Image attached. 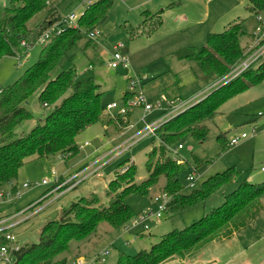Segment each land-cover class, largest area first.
Listing matches in <instances>:
<instances>
[{"label":"rangeland","instance_id":"1","mask_svg":"<svg viewBox=\"0 0 264 264\" xmlns=\"http://www.w3.org/2000/svg\"><path fill=\"white\" fill-rule=\"evenodd\" d=\"M92 1L95 0H55L57 11H54V15H48L45 10L29 22V27L35 33V26L48 17L49 20L55 15L68 18L72 13L79 17ZM10 4L11 0H0V7H8ZM251 6V0H114L113 6L97 23L101 34L94 38L93 43H86L87 36L84 34L85 38L61 60L55 73L74 66L79 78L93 77L105 91V100L117 104L116 108L104 111L106 118L111 119L115 125L105 126L99 122L82 131L76 139L79 153L74 157L67 159L64 155H53L28 158L16 180L11 184L0 185L4 192L13 193L16 186L21 193L20 197H3L0 201V220L11 218L44 196L52 185L41 186L40 182L44 178L52 179L53 172L63 177L71 170L72 173L68 174L75 176L85 168L91 169V166L99 167L103 164L100 170L102 176H90L75 189L50 205H45L54 199L55 194H52L48 201L36 207L43 208L42 211L11 228L8 233L21 245L35 243L39 240L42 226L50 220L60 219L64 209L69 208L73 202H80L83 197L91 199L95 194L99 197V202L94 203L95 207L108 206V183L118 171L131 163L136 167L135 182L147 179V154L160 143L158 139L149 136L131 145L133 138L146 124H153L163 117V109H168L167 99L198 101L215 89L214 84L219 79L206 76L199 69L198 63L178 56L206 45L209 33L222 32L236 21H242L246 27V34L240 39L242 47L252 44L260 24L256 14L251 12ZM157 12L162 14V22L155 29L154 14ZM77 22L78 19L72 23ZM121 44L123 46L116 50ZM43 48L44 45L35 43L29 45L27 51L20 50L17 56L2 57L0 88L5 89L19 80L39 60ZM115 52L127 58V71L109 66V60ZM131 81L136 82L134 87ZM126 92L133 95L124 101L122 97ZM141 92L145 93L147 103L153 109L146 112L142 107L131 108L127 115L118 118L120 110L126 106L125 102ZM26 107L32 117L15 126L18 135L28 133L45 119L49 111L39 101L37 93L30 97ZM203 123L209 128L205 140L197 141L186 134L181 141L184 147L177 151L174 147L171 151L174 158L188 162L193 168L186 170L181 177L185 193L199 188L208 177L231 167L236 171L234 181L223 184L204 204L181 214L164 211L161 218L148 220V230H144L143 224L133 227L132 221L140 214L158 211V204L153 199L162 196L164 179H161L159 185L153 187L147 196H126L125 201L135 216L123 227L117 229L107 222H101L94 232L82 240L70 241L66 251L47 259L44 264H76L79 259L85 260V264H115L120 253L134 255L141 250H148L166 232L188 226L212 207L222 204L237 183L244 180L259 183L264 180V80L228 99L219 111ZM242 133H246L248 138L237 145L228 143L232 137ZM219 135L221 139H218ZM86 142L89 144L85 145ZM98 158L101 159L96 161ZM83 162L94 164L83 165L80 170L73 171ZM192 172L195 175L194 181L189 180ZM24 183L30 186L24 188ZM260 201L262 209L257 217L234 236L231 244L227 247L208 248L199 264H264V194ZM12 221L9 220L2 227ZM105 250L108 251L105 261L93 262L95 256ZM197 252H187L184 256H175L165 262L179 264L177 261L184 258L193 260Z\"/></svg>","mask_w":264,"mask_h":264},{"label":"trees","instance_id":"2","mask_svg":"<svg viewBox=\"0 0 264 264\" xmlns=\"http://www.w3.org/2000/svg\"><path fill=\"white\" fill-rule=\"evenodd\" d=\"M54 1L11 0L10 6L0 7V59L17 56L20 50L27 51L29 45L35 44L44 31L55 24L61 29L44 45L39 60L19 80L5 89L0 88V185L16 180L28 158L74 157L79 153L76 139L82 131L99 122L114 124L104 113L108 104L105 91L93 77L79 78L74 66L55 73L61 60L85 36L86 43H93L94 39L88 36V32L95 29L114 0L90 2L76 26L67 23L65 17L55 15L51 20L48 17L37 24L34 33L29 22L45 10L48 15L55 13ZM251 2V12H264V0ZM154 15V28L157 29L161 25L162 14L157 12ZM245 34L243 22L236 21L222 32L209 33L206 45L178 57L198 63L206 76L223 77L241 60L244 48L240 39ZM263 80L264 61L239 77L216 85L206 96L163 122L152 136L160 144L147 154V179L135 182L136 167L133 163L122 168L106 187L110 199L108 206L95 207L94 203L99 202L95 194L91 199L83 197L80 202H73L64 209L60 219L50 220L42 226L37 242L20 244V248L11 255V264H44L47 259L66 251L70 241L82 240L94 232L101 222L117 229L123 227L135 216L125 201L126 196H147L161 179H164L161 191L169 198L165 209L168 213L181 214L204 204L223 184L234 181L236 171L231 167L218 172L204 180L199 188L185 193L181 177L186 170L193 168L188 162L174 158L171 151L182 144L186 134L197 141L205 140L209 128L203 121L219 111L228 99ZM35 93L49 111L45 119L28 133L18 135L15 126L32 117L26 105ZM130 95L133 94L126 92L122 98L125 101ZM117 117L120 118V114ZM218 139H221L220 135ZM161 154L163 156L157 157ZM263 194L264 180L259 183L241 181L225 196L222 204L212 207L190 225L166 232L148 250L134 255L120 253L116 264H161L175 256H184L187 252L194 254L213 242L230 238L257 217L262 209L260 198ZM4 234V231L0 233V246L8 244Z\"/></svg>","mask_w":264,"mask_h":264},{"label":"built area","instance_id":"3","mask_svg":"<svg viewBox=\"0 0 264 264\" xmlns=\"http://www.w3.org/2000/svg\"><path fill=\"white\" fill-rule=\"evenodd\" d=\"M207 2L212 0H205ZM256 19L258 20L260 26L258 27V30L256 32L255 41H253L252 44H249L244 48L243 56L241 60L234 66V68L225 76L220 77L218 81H216L215 85L229 82L240 75H242L245 71H247L249 68L257 66L259 63L264 61V12H259L256 14ZM65 21L67 23L73 24L72 22L77 20L79 17L72 13L67 17H65ZM76 26V24H73ZM61 32V29L58 26H52L51 28L44 31V33L37 39L36 43H40L41 45H45L50 41V39L58 35ZM99 31L97 29L90 30L88 32V36L92 39L98 37ZM24 43V42H23ZM123 45H119L116 47V50H118ZM109 66L114 69L122 68L124 70H128V60L126 57L121 55L118 52H115L112 57L109 60ZM140 83V80L138 79L137 84ZM136 84L135 81H131L132 87H134ZM203 98V97H202ZM201 99V98H200ZM196 102V100L194 101ZM191 100H182V99H167L168 109H163L162 105H159L161 109L164 110V115L159 119L158 121L154 122L153 124H146V126L141 129L137 135L133 138V141L131 142V145L135 144L136 142L149 137L154 136L156 133V130L160 127V125L170 119L171 117L175 116L176 114L182 112L189 106H191L194 103ZM126 106L120 110V115H127V113L130 111L131 108L135 107H142L146 112L151 111L153 109V106L147 103V97L145 93L141 92L137 94L133 99L130 98V100H127ZM117 107V104L115 102L108 103L106 106V110H112ZM248 138V135L246 133H242L241 135H237L232 137L229 140L230 145H237L240 141L245 140ZM89 143L86 142L85 145H88ZM130 146V145H129ZM184 146L182 144H179L176 147V151L178 149H182ZM103 164L99 167L91 166V169L85 168L82 171L79 172L77 175H72L66 178L58 177L55 172H53V178L52 179H43L40 182L41 186H48L52 185V187L46 192L44 196H41L37 201L31 203L30 205L24 207L17 213H15L11 218L6 220L0 221V233L2 231L5 232V238L8 242V244L0 246V264H11L12 258L11 255L13 252L17 251L20 248V244L17 243L16 238L11 234L8 233V230L11 228L19 225L20 223L26 221L30 217H32L34 214L39 213L42 211L41 207L36 208L39 203L46 202L49 200L50 196L52 194H55L54 199L49 200L45 205H50L55 200L59 199L69 191L75 189L79 184H81L83 181L87 180L90 176H99L101 177L102 174L100 170L102 169ZM263 169V168H262ZM85 173V174H84ZM81 176V177H79ZM189 180L194 181L195 175L192 174L189 176ZM29 183H24L23 187L27 188L29 187ZM14 195V197H20L21 193L16 188V190L11 192H4L2 189H0V201L5 196H11ZM169 198L166 194L162 193V196L155 197L153 199L154 202L158 204V211L156 213H153L150 211L149 213H142L138 217H136L132 221V226L136 227L139 224H143L144 230H148V225L146 222L150 219H159L163 216V212L166 209V204L168 202ZM36 208V210H35ZM9 220H13L11 223L7 224L5 227H2L3 224H6ZM108 255V251H102L98 253L95 258L93 259V262L100 263L105 261V257ZM92 262V263H93ZM76 264H85V260H77Z\"/></svg>","mask_w":264,"mask_h":264},{"label":"crops","instance_id":"4","mask_svg":"<svg viewBox=\"0 0 264 264\" xmlns=\"http://www.w3.org/2000/svg\"><path fill=\"white\" fill-rule=\"evenodd\" d=\"M98 25L96 24V26L94 27L95 29H97L98 30ZM99 31V30H98ZM101 34V32L99 31V35ZM242 45V44H241ZM244 45H246V43L244 44ZM243 45V46H244ZM176 82V81H175ZM174 82V83H175ZM156 85V84H155ZM215 85V84H214ZM106 126V125H105ZM229 143V142H228ZM100 157V156H99ZM99 159H101V158H98L96 161H98ZM96 161L94 162V163H96ZM93 162H91V163H85V162H83V163H81V164H79L78 166H80V167H76V169H74L73 171H75V170H77V169H81V167H83V165H87V166H91V165H93L94 164ZM80 172V171H79ZM78 172V173H79ZM68 173H72L71 172V170H68L67 171V174H66V176H68V175H70V176H72V174H68ZM74 174V173H73ZM66 176H63V178H66ZM62 177V176H61ZM69 177V176H68ZM45 179V178H44ZM43 180V179H42ZM41 180V181H42ZM79 186V185H78ZM77 186V187H78ZM2 187V186H1ZM70 192V191H69ZM1 221V220H0ZM239 232V231H238ZM237 232V233H238ZM237 233H235L232 237H230V238H227V239H224V240H222V241H217V242H213V243H211V244H209V245H207V246H205V247H203L202 249H200L198 252H197V254L195 255V256H193L192 258H193V260H190V259H187V258H184V260H178L177 262L179 263V264H199L200 262H201V258H202V256H203V254H204V252L208 249V248H210V249H213V248H220V247H227V246H229L230 244H231V241L232 240H234V236L237 234ZM83 258H84V256H83ZM195 260V261H194ZM173 262H176V260H173ZM116 264V263H115ZM163 264H167V262H165V263H163Z\"/></svg>","mask_w":264,"mask_h":264}]
</instances>
